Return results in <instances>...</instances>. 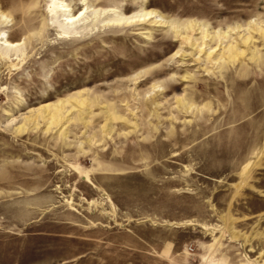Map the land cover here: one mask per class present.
I'll return each instance as SVG.
<instances>
[{
    "label": "rangeland",
    "instance_id": "374dc122",
    "mask_svg": "<svg viewBox=\"0 0 264 264\" xmlns=\"http://www.w3.org/2000/svg\"><path fill=\"white\" fill-rule=\"evenodd\" d=\"M82 1L0 0V264H264V0Z\"/></svg>",
    "mask_w": 264,
    "mask_h": 264
},
{
    "label": "bare ground",
    "instance_id": "6f19581e",
    "mask_svg": "<svg viewBox=\"0 0 264 264\" xmlns=\"http://www.w3.org/2000/svg\"><path fill=\"white\" fill-rule=\"evenodd\" d=\"M82 4L84 5V7L81 9L79 16L74 15L73 14V10L74 9H72L69 5L64 4V3L60 4V6H59L60 8L57 10V12L59 11L61 13V16L64 17V19L61 18V20L63 19V21H64L62 23V27L64 28L63 33L65 34L66 37L71 32H73L75 30V28L77 27L78 23H81L82 20H84L85 18L88 17L87 14H88V11H89V8H90L89 2L87 0H83ZM112 11L113 12L108 11V13H110V14L107 13V15H106V16L110 15L108 20L111 21V22H131V21L133 22L134 20L141 22V21L147 20V18L153 14L151 12H146L145 14H143L141 16L133 15V16L128 17V16H126V15H124L122 13H119L118 11H115V10H112ZM2 38L4 40V42L2 44L4 46H6V48L8 50H10V51L17 50V46L14 45V44H11L9 42L10 40H8L9 38H7V36L5 34L2 36Z\"/></svg>",
    "mask_w": 264,
    "mask_h": 264
}]
</instances>
